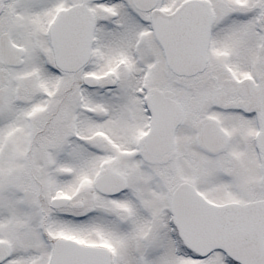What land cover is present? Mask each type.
<instances>
[{
  "label": "snow or ice",
  "instance_id": "1",
  "mask_svg": "<svg viewBox=\"0 0 264 264\" xmlns=\"http://www.w3.org/2000/svg\"><path fill=\"white\" fill-rule=\"evenodd\" d=\"M0 264H264V0H0Z\"/></svg>",
  "mask_w": 264,
  "mask_h": 264
}]
</instances>
